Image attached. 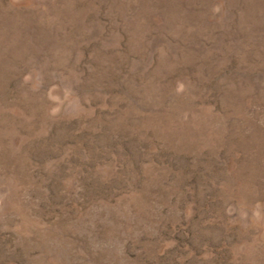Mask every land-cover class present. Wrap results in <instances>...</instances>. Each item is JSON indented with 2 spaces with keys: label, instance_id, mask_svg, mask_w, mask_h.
I'll list each match as a JSON object with an SVG mask.
<instances>
[{
  "label": "rangeland",
  "instance_id": "1",
  "mask_svg": "<svg viewBox=\"0 0 264 264\" xmlns=\"http://www.w3.org/2000/svg\"><path fill=\"white\" fill-rule=\"evenodd\" d=\"M0 264H264V0H0Z\"/></svg>",
  "mask_w": 264,
  "mask_h": 264
}]
</instances>
